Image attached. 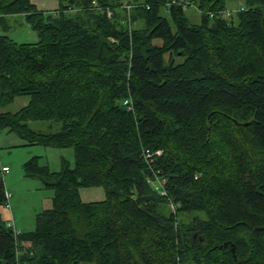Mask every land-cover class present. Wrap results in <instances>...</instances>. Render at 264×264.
I'll list each match as a JSON object with an SVG mask.
<instances>
[{
	"label": "trees",
	"instance_id": "1",
	"mask_svg": "<svg viewBox=\"0 0 264 264\" xmlns=\"http://www.w3.org/2000/svg\"><path fill=\"white\" fill-rule=\"evenodd\" d=\"M95 1L0 0V30L20 14L38 37L0 33V130L74 154L23 164L54 194L32 230L0 214V264H264V0Z\"/></svg>",
	"mask_w": 264,
	"mask_h": 264
},
{
	"label": "rangeland",
	"instance_id": "2",
	"mask_svg": "<svg viewBox=\"0 0 264 264\" xmlns=\"http://www.w3.org/2000/svg\"><path fill=\"white\" fill-rule=\"evenodd\" d=\"M30 1L38 9L51 12L59 5V0ZM123 1L133 3L142 0ZM185 12L191 23L200 22L201 14L195 6H187ZM160 13L168 17L165 9H161ZM6 23L8 28L1 29L0 33L8 34L13 40L34 42L38 39L37 33L23 15L7 16ZM28 98L25 95L17 96L5 109L14 112L25 105ZM31 127L43 132H54L59 129V124L49 126V122H32ZM32 156H38L39 163L47 165L51 171H58L61 168V159L63 158L67 159L71 166L74 163L72 147L29 144L13 130L8 128L0 130V177L4 181L8 197L7 204L0 206V214L2 219L11 223L17 231L32 230L35 226L36 213L51 205L54 194L53 189L45 187L39 178L24 174L23 164ZM2 166H7L8 171L3 172ZM79 193L83 201L105 198V190L102 186L82 187Z\"/></svg>",
	"mask_w": 264,
	"mask_h": 264
},
{
	"label": "built area",
	"instance_id": "3",
	"mask_svg": "<svg viewBox=\"0 0 264 264\" xmlns=\"http://www.w3.org/2000/svg\"><path fill=\"white\" fill-rule=\"evenodd\" d=\"M189 0H171L170 2H168V4H182V3H188ZM92 4L93 5H96V1L95 0H92ZM133 5L132 4H129V3H124V7L127 9V11H129V9H131ZM239 9H242V7H240ZM110 10L107 9V15H110ZM232 13V10L230 9H223V14L224 15H230ZM209 15L212 16L213 15V12H209ZM124 105L127 106L128 109H130L132 106H131V100L126 98L124 99L123 101ZM160 153V150L157 149L155 151H152L150 150L149 148H144L143 151H142V155L143 157L146 159V161H152L153 158H154V155H157ZM2 171L3 172H7L8 171V167L7 166H2ZM150 183L153 185L154 189L157 190L161 195H167V192H166V188H165V179L164 178H161V176H159V174H155L154 175V179L152 178L150 180ZM9 225H11L13 227V225L11 223H9ZM14 229V227H13ZM15 230V229H14ZM15 232H18L17 230H15Z\"/></svg>",
	"mask_w": 264,
	"mask_h": 264
},
{
	"label": "water",
	"instance_id": "4",
	"mask_svg": "<svg viewBox=\"0 0 264 264\" xmlns=\"http://www.w3.org/2000/svg\"><path fill=\"white\" fill-rule=\"evenodd\" d=\"M234 251V248L232 247V252Z\"/></svg>",
	"mask_w": 264,
	"mask_h": 264
}]
</instances>
